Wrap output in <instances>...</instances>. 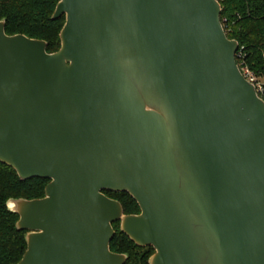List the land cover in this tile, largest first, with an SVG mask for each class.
<instances>
[{
  "label": "water",
  "instance_id": "1",
  "mask_svg": "<svg viewBox=\"0 0 264 264\" xmlns=\"http://www.w3.org/2000/svg\"><path fill=\"white\" fill-rule=\"evenodd\" d=\"M219 0H60L61 47L0 21V161L45 196L11 198L17 264H264V100ZM127 192L139 214L104 191Z\"/></svg>",
  "mask_w": 264,
  "mask_h": 264
},
{
  "label": "trees",
  "instance_id": "2",
  "mask_svg": "<svg viewBox=\"0 0 264 264\" xmlns=\"http://www.w3.org/2000/svg\"><path fill=\"white\" fill-rule=\"evenodd\" d=\"M60 0H0V21L6 20L9 35L25 34L43 39L48 52L61 47L60 33L66 22L65 15L52 16ZM222 5L221 20L227 36L239 42L237 63L248 68L264 84V0H219ZM242 52L241 56H238ZM50 179L35 177L22 180L17 171L0 161V264H17L27 250V230L17 227L19 214L8 207L11 198L36 199L45 196ZM119 200L126 214L140 210L138 202L127 192L104 191ZM116 234L111 250L125 253V264H150L155 253L152 246H139L124 232L120 222L114 223Z\"/></svg>",
  "mask_w": 264,
  "mask_h": 264
},
{
  "label": "built area",
  "instance_id": "3",
  "mask_svg": "<svg viewBox=\"0 0 264 264\" xmlns=\"http://www.w3.org/2000/svg\"><path fill=\"white\" fill-rule=\"evenodd\" d=\"M241 54H242V52H239L238 56H241ZM241 70H242L243 74L247 77V79L255 85L259 96L264 100V84H263V82L260 81L248 68L242 67Z\"/></svg>",
  "mask_w": 264,
  "mask_h": 264
},
{
  "label": "rangeland",
  "instance_id": "4",
  "mask_svg": "<svg viewBox=\"0 0 264 264\" xmlns=\"http://www.w3.org/2000/svg\"><path fill=\"white\" fill-rule=\"evenodd\" d=\"M135 212H136L135 214H139L141 212V209L140 210H137Z\"/></svg>",
  "mask_w": 264,
  "mask_h": 264
}]
</instances>
